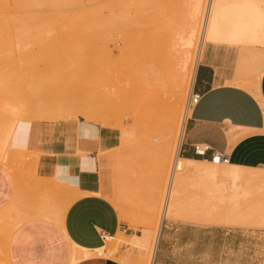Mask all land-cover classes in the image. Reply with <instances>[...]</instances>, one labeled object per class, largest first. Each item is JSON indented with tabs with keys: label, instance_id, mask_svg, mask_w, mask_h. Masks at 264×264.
Instances as JSON below:
<instances>
[{
	"label": "rangeland",
	"instance_id": "rangeland-1",
	"mask_svg": "<svg viewBox=\"0 0 264 264\" xmlns=\"http://www.w3.org/2000/svg\"><path fill=\"white\" fill-rule=\"evenodd\" d=\"M189 1L0 0V165L5 166L17 181L19 179L21 188L20 183H29V187L32 184L31 162L38 156L24 152L23 130L32 123L58 124L80 119L116 133L112 147L101 153L110 166V198L139 236L144 230L155 228V222L163 215L170 189L171 197L179 201L178 209H202L205 202L201 191L192 186L195 182L178 183L189 173L182 175L178 171L171 188L175 158L168 154L169 160H166L168 157L165 159L166 155L162 157L165 151L169 153L164 140L174 135L176 120L187 119L191 113L190 82L184 84L176 96L171 90H157L165 103L176 101L175 105H169L176 107L171 111L157 104L153 98L157 92L149 90L151 85L149 88L142 85L136 73L143 63L151 68V64L160 60L167 64L168 59L173 58V52L180 56L179 39L189 38L186 34ZM241 1L233 0L234 4ZM258 2L264 8V0ZM207 3L205 0L203 17ZM193 40L192 62L197 66L201 52L209 42L201 41L200 32ZM216 44L237 48L241 63L247 71L250 68L252 77L256 78L261 64L243 54L241 49L247 45L224 40H218ZM171 112L175 121L171 120ZM70 182L74 184V180ZM231 186L229 183L228 187ZM245 186L240 184L238 190L242 194L250 193V200H264V188ZM62 190L64 194L72 188L62 184ZM15 203L0 211V264H11L7 255L8 240L23 220V213L17 211L19 208L14 206ZM252 212L254 224L250 219L251 223L245 226L223 228L254 237L253 245L247 247L254 251L255 260L247 264H264V212ZM174 217L163 221L180 228L177 236H171L187 233L191 237L199 236L197 232L185 229L186 225L195 224ZM113 239L107 255L125 254L130 256L131 263H135L141 249L133 244V235L125 237L120 233ZM181 243L179 240L178 251L183 247ZM102 254L107 257L104 252L95 251L90 256L94 259ZM222 264L235 262L223 261Z\"/></svg>",
	"mask_w": 264,
	"mask_h": 264
},
{
	"label": "crops",
	"instance_id": "crops-1",
	"mask_svg": "<svg viewBox=\"0 0 264 264\" xmlns=\"http://www.w3.org/2000/svg\"><path fill=\"white\" fill-rule=\"evenodd\" d=\"M258 48L247 46L241 49L243 54L261 64L256 78H253L251 69L247 71L241 63L237 48L213 43L204 46L192 86V92L200 99L186 119L178 152L180 158L212 162L211 154L215 151L225 155L229 164L264 170V50ZM111 131L80 119L58 124L32 123L23 130L24 152L38 154L31 162L34 172L30 187L22 184L21 189L16 177L0 165V211L11 207L14 202H17L14 205L17 208L24 206L21 209L23 220L11 233L7 244L11 264H69L70 241L96 250L105 247L107 238H116L120 233L125 237L139 235L127 219L122 218L110 198V166L101 153L110 149L117 139L116 133ZM231 131L235 132V137L229 134ZM196 144L209 145L212 151L206 157H199L193 148ZM62 184L72 190L63 194ZM34 186H39L37 189L42 186L43 192L38 190L35 194ZM23 190H30L31 194H25ZM77 190L86 191L82 192L83 195L80 192L72 194ZM52 192L57 193V197L69 193L67 196L75 198L62 222L54 216L62 207H55L62 198L58 197V204L49 206L51 197L45 196L52 194L54 198ZM34 194L41 196V200L43 196L48 199L40 202L36 196L40 205L38 199L35 202L40 210L28 205L35 200V196L32 198ZM69 200L65 204L70 203ZM25 206L31 209L30 212ZM185 229L195 231L199 236L191 237L187 233L173 237L171 235L177 236L180 228L163 223L153 264H191V261L222 264L231 260L235 264H247L255 260L254 251L247 247L253 245L254 237L223 226L186 225ZM179 240L183 246L180 251L177 247ZM184 246L187 247L185 251ZM226 250H229L228 254ZM117 256L116 253L112 257L102 254L77 264H125L127 261L123 260L126 258L129 259L127 264L132 261L125 254Z\"/></svg>",
	"mask_w": 264,
	"mask_h": 264
},
{
	"label": "bare ground",
	"instance_id": "bare-ground-1",
	"mask_svg": "<svg viewBox=\"0 0 264 264\" xmlns=\"http://www.w3.org/2000/svg\"><path fill=\"white\" fill-rule=\"evenodd\" d=\"M190 1L189 3H191V6L189 5L190 8L188 7L190 12L187 15V18H188L187 26L188 27L186 26V29L188 28V33L186 32V34H189V38L180 37L179 40L181 41V44H180L181 50L179 48H178L179 51L178 49H176L178 53L180 52L179 54L180 56H178L176 52H173L172 54L173 58L171 59L170 57L169 59L171 60L168 59L167 64L163 63V61L160 60L158 63L151 64V68L149 64L143 63L137 69L136 73H137V78L139 82L144 86L147 85V87L148 86L150 87L151 85L152 87H150L149 90L153 89L152 90L153 92L154 91L157 92V90L159 92V89H161L160 92H162V89L165 90L166 92L167 90L168 91L171 90L170 92H172V94L174 93V95L176 96L178 92H181L184 84L185 85L188 84L187 82H190V87L193 86L194 74H195V70L197 67L196 65H193V62H192V55H193V49H194L193 37L195 36L196 38V34H198L199 32L201 34V41L205 43L209 42V43L216 44L218 40H224L226 42H230L231 44L238 43L241 45H247L250 48H255V47L264 48V8L259 5L260 2L258 1L260 0L258 1L257 0H243L241 1L242 3L240 4H234L233 0H232V3H229V4L227 3L230 2V0H208L204 17H203V13H204L203 5H204L205 0H190ZM183 34H185L184 31H183ZM158 92L156 93L157 95L153 97L154 100L157 102V104L160 105L161 107L163 106L166 107V109L169 108L171 110L173 108V111H174L176 107L174 108L173 106H171L170 108L169 105H175L176 101L172 100L171 101L172 103L174 101L173 104H171L170 101H169L170 103L168 102L169 104L167 103V101L165 103V101L163 100L164 98L161 97L162 96L161 93H158ZM170 114L172 115V116L170 115L171 120L173 119L175 121L176 118H174V115L172 114V112ZM185 123H186V119H183L180 121L176 120V128L175 130L172 131L174 132L173 133L174 135L169 140H166L167 138L166 139L164 138L165 139L164 143L167 144L168 146L167 150L169 151V153L165 151L166 154L164 153V156L162 157L164 158L166 155L165 159L168 157L166 160H169L170 157H173V156L175 158L173 173L171 177V188L173 187V185H175L174 184L176 182L175 177H177L176 173L178 171L181 172L182 175H186L187 173H189L187 174V176H185V178L183 177L184 180L179 179L178 183L184 184V183H187L185 182L187 180H189V182L190 180H193L196 184L193 183L194 184L193 185L192 182H190V184H192V186H196L197 189L201 191L202 193L201 195L203 196V200L205 203L202 201L201 202L204 203L205 205L202 204L203 206V207L201 206L202 209L198 211L196 210L195 211H188V210L182 211L180 210L182 209V207L181 208L179 207L180 209H178L179 201L178 200L176 201V198L174 199L173 196L171 197L172 190L169 188L170 191L168 194V199L166 201L167 202L165 205L166 207L164 208L163 215L160 216V218L155 222V228L153 230L143 229L145 232L142 234V236L133 235V244L140 247L141 250H140V255L138 256L135 263H129V264H153L164 219L172 218L176 216L180 220H182V222L192 223V224L199 225V226L240 227L243 225L245 226L251 222H253L254 224V220L251 218V216L253 215L251 214L252 211L254 213L262 212V211L264 212V200L263 201L261 200L259 202H253L252 200L249 199V197L251 198L252 196L250 193L242 194L238 190L239 185L242 183L246 184L245 187L253 186L254 188L263 189L264 188V170L243 168V167L235 166L229 163L221 162L218 159H214L212 160V162H203V161L186 160V159L180 158L178 155V152H179V146H180L182 135H183L184 128H185ZM169 132L171 131L169 130ZM229 134L232 137L236 136L235 132L233 131L229 132ZM167 154L170 157L167 156ZM17 182L19 183V179ZM229 183L232 185L231 187H228ZM20 184H23V183H20ZM38 187L39 186H36V187L34 186V189L36 188L35 190L37 191L35 192V194L38 193V190L40 191L42 190L40 189L42 186L39 189H37ZM84 191L79 190V192L82 195L85 194V193H82ZM23 192L25 194H27V192L31 194L30 190L27 192L23 190ZM79 192L77 190V192L75 191L72 194H75V193L77 194ZM89 192L90 191H88V193ZM46 193H50V192H46ZM52 193H55V192H52ZM35 194L32 196V198L35 196L33 198V200L34 199L35 200L30 201L31 204L29 203L28 205L37 206V209H39L38 208L39 206L36 204L35 201L38 199V197L39 199L42 197L35 195ZM56 194L57 193L53 194L54 198L53 196H51L52 194L49 195L48 197L47 195H45L46 198L51 197V199L49 198L50 200L45 199V196H43L44 197L43 199L49 201L48 203L49 206L50 205L52 206V204L54 206L59 203L60 201L59 198L60 199L62 198L61 199L62 204L60 202L58 206L57 205L55 206V207H61V206L62 207L59 209V211L57 210L58 212L54 214L55 218L61 220L62 222L65 218V213L67 212V210L69 209L71 205V200L75 198L73 197L71 199L70 195H69L70 197L67 196L69 194L68 193L65 196L69 198L68 199L66 198L65 199L66 201L63 202V199L65 198V196L63 197L58 196L59 197L58 198ZM36 196L38 197L36 198ZM75 197H78V196H75ZM56 198L58 199L56 200ZM28 199L32 200L30 198ZM39 199L37 200L38 203H39ZM43 199L42 200L40 199V202H43ZM118 199L117 201L116 200L115 201L118 202L119 201ZM45 200L44 202L46 204L47 201ZM51 200L53 201L56 200L54 202L55 204L52 203L53 201ZM68 200L70 203L65 204V202H67ZM45 204H44V207H45ZM48 204H46V207L48 206ZM23 207L24 206L22 205V208ZM27 207L25 209L29 210L30 212L31 209H28ZM35 208L36 207H34V211H36ZM19 209L17 211H19ZM50 209H52V207ZM24 215H26V212L24 213ZM250 219L253 221H251ZM37 221H40V220H37ZM33 223L34 221L32 222V224ZM112 240L114 239L107 238L108 242H106L105 247H101L96 250H89V249L80 247L70 241L69 264H77L83 260L89 259L91 257L90 253L93 251L102 253L108 249L109 250L108 252H110L109 248L113 245ZM122 259H121V262H122ZM123 261H127L125 262V264H127L129 262V259L126 258ZM63 262L64 261H62V263Z\"/></svg>",
	"mask_w": 264,
	"mask_h": 264
},
{
	"label": "built area",
	"instance_id": "built-area-1",
	"mask_svg": "<svg viewBox=\"0 0 264 264\" xmlns=\"http://www.w3.org/2000/svg\"><path fill=\"white\" fill-rule=\"evenodd\" d=\"M199 99L200 96L192 92V95L190 96L189 104L193 106L198 103ZM193 148L196 155H198L199 157H206L209 154V152L212 151V148L209 145H205V144H196L194 145ZM211 156H212L211 158L212 160L218 159L221 162L228 163V159L226 158V156L219 152L214 151L212 152Z\"/></svg>",
	"mask_w": 264,
	"mask_h": 264
}]
</instances>
